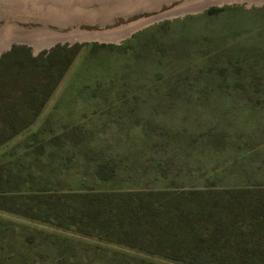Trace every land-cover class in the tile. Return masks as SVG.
<instances>
[{
	"label": "rangeland",
	"instance_id": "374dc122",
	"mask_svg": "<svg viewBox=\"0 0 264 264\" xmlns=\"http://www.w3.org/2000/svg\"><path fill=\"white\" fill-rule=\"evenodd\" d=\"M246 5L38 53L65 47L70 62L32 124L0 145V264H183L117 233L111 210L200 192L227 216L228 192L264 196V4Z\"/></svg>",
	"mask_w": 264,
	"mask_h": 264
},
{
	"label": "trees",
	"instance_id": "16d2710c",
	"mask_svg": "<svg viewBox=\"0 0 264 264\" xmlns=\"http://www.w3.org/2000/svg\"><path fill=\"white\" fill-rule=\"evenodd\" d=\"M57 46L46 54L36 56L24 46H13L0 58V145L29 127L36 119L49 96L58 86L63 69L70 59ZM248 192L233 190L226 196L229 204L222 216L216 213L221 197L200 192L175 193L158 200L160 194L121 200L109 219L112 228L123 237L143 245L146 253L183 264H264V196L253 198ZM205 195V196H202ZM128 196V195H127ZM195 196V200L191 199ZM201 196V197H200ZM118 197H123L119 195ZM205 197L214 199L209 204ZM178 201V202H176ZM233 202V204H231ZM133 203H147L142 216ZM189 207H192L190 210ZM249 208V209H248ZM175 209L177 212H175ZM248 210L244 221L250 231L238 226V214ZM196 211V212H195ZM102 218L98 215V219ZM157 218L162 227L150 239L145 238L150 228L156 231ZM203 218L201 227L192 219ZM236 221V222H235ZM198 223V224H199ZM247 231V232H246Z\"/></svg>",
	"mask_w": 264,
	"mask_h": 264
},
{
	"label": "water",
	"instance_id": "95a60500",
	"mask_svg": "<svg viewBox=\"0 0 264 264\" xmlns=\"http://www.w3.org/2000/svg\"><path fill=\"white\" fill-rule=\"evenodd\" d=\"M264 0H0V54L14 42L36 56L58 42L122 44L162 20L202 13L211 6Z\"/></svg>",
	"mask_w": 264,
	"mask_h": 264
},
{
	"label": "bare ground",
	"instance_id": "6f19581e",
	"mask_svg": "<svg viewBox=\"0 0 264 264\" xmlns=\"http://www.w3.org/2000/svg\"><path fill=\"white\" fill-rule=\"evenodd\" d=\"M15 43V42H14Z\"/></svg>",
	"mask_w": 264,
	"mask_h": 264
}]
</instances>
